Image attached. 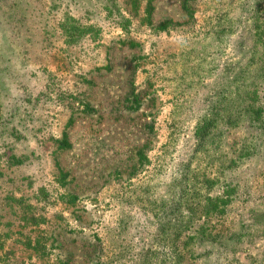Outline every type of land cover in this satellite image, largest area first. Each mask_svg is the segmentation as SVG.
Returning <instances> with one entry per match:
<instances>
[{
    "label": "rangeland",
    "instance_id": "1",
    "mask_svg": "<svg viewBox=\"0 0 264 264\" xmlns=\"http://www.w3.org/2000/svg\"><path fill=\"white\" fill-rule=\"evenodd\" d=\"M0 264H264V0H0Z\"/></svg>",
    "mask_w": 264,
    "mask_h": 264
},
{
    "label": "trees",
    "instance_id": "2",
    "mask_svg": "<svg viewBox=\"0 0 264 264\" xmlns=\"http://www.w3.org/2000/svg\"><path fill=\"white\" fill-rule=\"evenodd\" d=\"M83 30L84 29L82 27H78L77 25H72V24H67L66 26H64V29L62 28V32H63V34L66 35L68 40H74V38L79 36L77 32H81ZM223 200L224 199H221L220 202L223 203L225 201V200L224 201Z\"/></svg>",
    "mask_w": 264,
    "mask_h": 264
}]
</instances>
